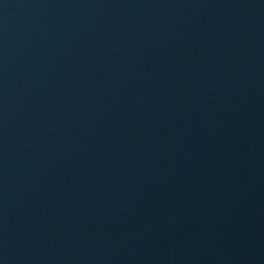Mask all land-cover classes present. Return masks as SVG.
Instances as JSON below:
<instances>
[{
    "label": "water",
    "instance_id": "water-1",
    "mask_svg": "<svg viewBox=\"0 0 264 264\" xmlns=\"http://www.w3.org/2000/svg\"><path fill=\"white\" fill-rule=\"evenodd\" d=\"M0 264H264V0H0Z\"/></svg>",
    "mask_w": 264,
    "mask_h": 264
}]
</instances>
